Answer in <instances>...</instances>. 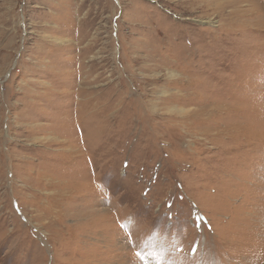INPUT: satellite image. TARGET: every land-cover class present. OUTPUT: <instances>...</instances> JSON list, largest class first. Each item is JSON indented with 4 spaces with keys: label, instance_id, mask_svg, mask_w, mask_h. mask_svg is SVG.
I'll use <instances>...</instances> for the list:
<instances>
[{
    "label": "rangeland",
    "instance_id": "1",
    "mask_svg": "<svg viewBox=\"0 0 264 264\" xmlns=\"http://www.w3.org/2000/svg\"><path fill=\"white\" fill-rule=\"evenodd\" d=\"M0 264H264V0H0Z\"/></svg>",
    "mask_w": 264,
    "mask_h": 264
},
{
    "label": "bare ground",
    "instance_id": "2",
    "mask_svg": "<svg viewBox=\"0 0 264 264\" xmlns=\"http://www.w3.org/2000/svg\"><path fill=\"white\" fill-rule=\"evenodd\" d=\"M193 1H195V0H193ZM222 1V0H221ZM231 1V0H230ZM227 2H228V0H227ZM217 3V2H216ZM237 3V2H236ZM217 4H219V3H217ZM241 4V3H240ZM213 5V4H212ZM216 5V4H215ZM220 5V4H219ZM214 6V5H213ZM215 7H217V6H215ZM222 7V6H221ZM224 8V7H223ZM238 8V7H237ZM226 9V8H225ZM232 13V12H231ZM234 13V12H233ZM236 13V12H235Z\"/></svg>",
    "mask_w": 264,
    "mask_h": 264
},
{
    "label": "snow or ice",
    "instance_id": "3",
    "mask_svg": "<svg viewBox=\"0 0 264 264\" xmlns=\"http://www.w3.org/2000/svg\"><path fill=\"white\" fill-rule=\"evenodd\" d=\"M193 251H195V249H193Z\"/></svg>",
    "mask_w": 264,
    "mask_h": 264
}]
</instances>
